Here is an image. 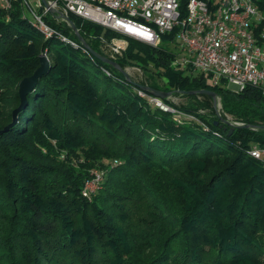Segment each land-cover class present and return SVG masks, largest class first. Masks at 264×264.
<instances>
[{
    "label": "trees",
    "instance_id": "16d2710c",
    "mask_svg": "<svg viewBox=\"0 0 264 264\" xmlns=\"http://www.w3.org/2000/svg\"><path fill=\"white\" fill-rule=\"evenodd\" d=\"M255 1L264 9V0ZM67 19L106 55L100 36L113 32ZM48 22L82 45L70 26ZM42 53L46 71L0 132L4 264H264V166L245 152L264 144L261 90L213 85L207 74L175 68L171 51L128 39L113 59L119 67L149 63L166 79L134 82L79 47L44 38L14 6L0 9V129L18 104V80ZM136 84L181 94L180 105L162 100L192 118L149 104ZM196 89L214 91L221 113L208 95L187 93ZM223 113L247 126L225 124ZM96 134L113 140V152L95 149ZM79 149L82 162L73 163L69 154ZM111 156L115 164L101 162ZM99 160L101 186L87 199L82 182ZM137 202L145 213L134 218L127 206Z\"/></svg>",
    "mask_w": 264,
    "mask_h": 264
},
{
    "label": "built area",
    "instance_id": "2783aa9c",
    "mask_svg": "<svg viewBox=\"0 0 264 264\" xmlns=\"http://www.w3.org/2000/svg\"><path fill=\"white\" fill-rule=\"evenodd\" d=\"M14 6L44 38L53 36L87 55L82 45L48 21L69 26L66 18L72 14L113 32L109 38L100 36L112 59L122 54L128 39L157 46L161 34L171 33L170 41L178 47L171 61L175 68L186 74H207L213 85H235L233 91L251 85L264 93V9L255 0H46L45 6L40 0H0L1 10ZM135 91L175 118H192L157 96L138 87ZM214 106L218 111L219 103ZM245 152L264 166V144H250Z\"/></svg>",
    "mask_w": 264,
    "mask_h": 264
},
{
    "label": "rangeland",
    "instance_id": "374dc122",
    "mask_svg": "<svg viewBox=\"0 0 264 264\" xmlns=\"http://www.w3.org/2000/svg\"><path fill=\"white\" fill-rule=\"evenodd\" d=\"M32 1V0H30ZM175 41H170V39H160L157 43L158 47H161L167 51H171L172 53H176L178 51V47L175 45L174 43ZM99 48L101 51H103V53L106 54V56L109 57L105 47L103 46L102 42H99ZM116 57H120V55L116 56ZM114 57V58H116ZM113 58V59H114ZM124 71L127 73L128 77L134 81V82H141V83H156L159 86H163L166 83V79L165 76L162 74L163 71L161 68H155L153 66H151L149 63L146 65H140L138 63L135 62H130V63H126L123 67ZM218 98V97H217ZM166 99L170 100L172 103H174L175 105H180L182 103L186 102V98L184 96H182L181 94H172L166 97ZM219 103V99H217V101ZM220 105V103H219ZM177 110V109H176ZM179 111V110H177ZM181 112V111H179ZM218 113H221V109L220 106L218 107ZM225 119L229 120V121H235L238 122L236 120H234L232 118V116L230 114H226L223 113ZM96 137H98L95 141V149H97L98 152H103L106 148L109 149L111 152H113V140H110L109 136L104 135H98L96 134ZM51 144L53 145V147L56 149V157L63 159L65 157V151L64 149H58L56 141L53 139H50ZM108 150V151H109ZM43 153L46 152L45 148H43L41 150ZM82 150H76L74 153L69 154V157L71 158V161L74 163L77 162H82V158L81 155H77V153H80ZM107 151V152H108ZM114 157V156H113ZM111 156V158L104 160L101 159L104 162H108L110 161L111 164H115L117 161L116 158H113ZM109 162V163H110ZM96 165H94L93 167H90L87 169V177L84 178L83 182H82V186H81V190L80 193L83 197L89 199L91 198L99 189H100V184H101V177L100 179L97 178V174L98 173H103L104 169L103 167L100 165V160L98 162H95ZM83 192L85 194H83ZM131 210L129 211L130 214L132 213V216H134V218H138L139 216H142L145 211V206L140 203H131L128 204V206ZM2 225V221L0 219V228ZM5 253V250L0 246V264H4V260H3V254Z\"/></svg>",
    "mask_w": 264,
    "mask_h": 264
},
{
    "label": "water",
    "instance_id": "95a60500",
    "mask_svg": "<svg viewBox=\"0 0 264 264\" xmlns=\"http://www.w3.org/2000/svg\"><path fill=\"white\" fill-rule=\"evenodd\" d=\"M42 2V4L45 6L46 5V0H40ZM67 19V18H66ZM70 29L72 30V32L74 33L75 37L77 38V40L82 44V46L88 51V53L95 57L96 59H98L99 61L106 63L108 65H110L111 67H113L114 69L120 71L122 73V75L128 79V75L127 73L124 71L123 68H120L119 65L110 57L103 55V54H99L96 51H94L93 49H91L88 44L82 39V37L79 35V33L77 32L75 26L73 25V23L71 21H69L67 19ZM48 66V62L47 59L45 57V55L42 53L38 56V65L32 70V72L27 75L24 76L22 78H20L17 82L16 85V93L18 96V104L16 107H14L11 112H10V122L5 125L4 127H2V129H0V132H2V130H4L7 126H9L14 120H15V113L16 111H18L19 109H21L24 105L25 102V94L28 93L35 85L37 79L46 71ZM136 86L144 91H148L149 94H152L154 96H157L159 98H165L167 96L170 95V92H165V91H160L157 89H152L149 88L146 85H142V84H136ZM229 88L231 89H236L235 85H231L229 84ZM187 93L190 94H205L208 95L211 99L213 104L216 103V94L214 91L212 90H208V89H196V90H190L187 91ZM222 122H224L225 124H230L229 121L227 119H222ZM234 125H239V126H244L246 127L247 125L244 124H234ZM259 128H263V125H259ZM232 127H230L228 129L229 133L231 131Z\"/></svg>",
    "mask_w": 264,
    "mask_h": 264
}]
</instances>
